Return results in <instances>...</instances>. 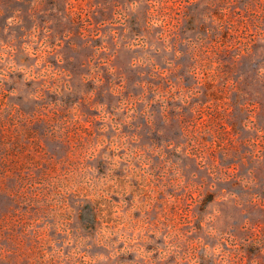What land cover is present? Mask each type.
<instances>
[{"label": "rangeland", "instance_id": "obj_1", "mask_svg": "<svg viewBox=\"0 0 264 264\" xmlns=\"http://www.w3.org/2000/svg\"><path fill=\"white\" fill-rule=\"evenodd\" d=\"M0 264H264V0H0Z\"/></svg>", "mask_w": 264, "mask_h": 264}]
</instances>
